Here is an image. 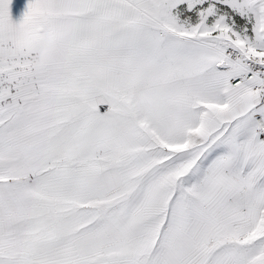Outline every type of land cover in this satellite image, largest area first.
<instances>
[{
	"label": "snow or ice",
	"instance_id": "obj_1",
	"mask_svg": "<svg viewBox=\"0 0 264 264\" xmlns=\"http://www.w3.org/2000/svg\"><path fill=\"white\" fill-rule=\"evenodd\" d=\"M10 4L0 264H264V0Z\"/></svg>",
	"mask_w": 264,
	"mask_h": 264
},
{
	"label": "clouds",
	"instance_id": "obj_2",
	"mask_svg": "<svg viewBox=\"0 0 264 264\" xmlns=\"http://www.w3.org/2000/svg\"><path fill=\"white\" fill-rule=\"evenodd\" d=\"M57 50L56 38L54 34L44 29L43 34L37 38V55L34 63V70L39 74L47 64L48 60Z\"/></svg>",
	"mask_w": 264,
	"mask_h": 264
},
{
	"label": "crops",
	"instance_id": "obj_3",
	"mask_svg": "<svg viewBox=\"0 0 264 264\" xmlns=\"http://www.w3.org/2000/svg\"><path fill=\"white\" fill-rule=\"evenodd\" d=\"M29 0H11L10 16L13 22L20 21L23 18V13L26 11Z\"/></svg>",
	"mask_w": 264,
	"mask_h": 264
},
{
	"label": "rangeland",
	"instance_id": "obj_4",
	"mask_svg": "<svg viewBox=\"0 0 264 264\" xmlns=\"http://www.w3.org/2000/svg\"><path fill=\"white\" fill-rule=\"evenodd\" d=\"M16 23H19V21L17 20V22ZM106 108H107V106L106 105H104V106H101V112H103V111H105L106 110Z\"/></svg>",
	"mask_w": 264,
	"mask_h": 264
}]
</instances>
